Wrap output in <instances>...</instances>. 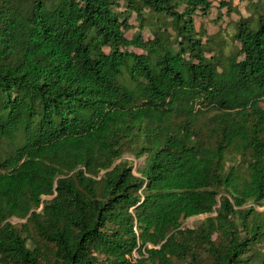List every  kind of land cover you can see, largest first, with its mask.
I'll use <instances>...</instances> for the list:
<instances>
[{"label": "trees", "instance_id": "16d2710c", "mask_svg": "<svg viewBox=\"0 0 264 264\" xmlns=\"http://www.w3.org/2000/svg\"><path fill=\"white\" fill-rule=\"evenodd\" d=\"M252 3L228 38L212 0H0V264H264Z\"/></svg>", "mask_w": 264, "mask_h": 264}, {"label": "rangeland", "instance_id": "374dc122", "mask_svg": "<svg viewBox=\"0 0 264 264\" xmlns=\"http://www.w3.org/2000/svg\"><path fill=\"white\" fill-rule=\"evenodd\" d=\"M213 7L209 10L208 14L200 13L195 16L196 26L200 27L202 23L205 27V30L208 34L216 33L220 28L223 31V34L228 36L229 33H233L234 30H237L239 33L242 32L241 22L248 21V17H251L253 3L252 0H231L232 7L236 9H229L228 7H224L219 10L220 0H212ZM132 23H136L134 17L131 18ZM136 31V28L132 29L128 32V35L131 37L133 33ZM147 36V34H146ZM229 38V36H228ZM235 41L240 45V39L237 37ZM138 50V49H137ZM264 107V103H263ZM126 158L132 160L134 162V170L138 171L139 167L143 165L145 157L135 158L132 155L127 154ZM208 214H201L197 216L190 217L184 221L185 226H194L196 223L205 217ZM12 222L17 223L20 222L19 218H12Z\"/></svg>", "mask_w": 264, "mask_h": 264}, {"label": "built area", "instance_id": "2783aa9c", "mask_svg": "<svg viewBox=\"0 0 264 264\" xmlns=\"http://www.w3.org/2000/svg\"><path fill=\"white\" fill-rule=\"evenodd\" d=\"M138 257H140L139 252H138L137 249H134V250H133V253H132V255H131V258H132L133 260H136Z\"/></svg>", "mask_w": 264, "mask_h": 264}]
</instances>
